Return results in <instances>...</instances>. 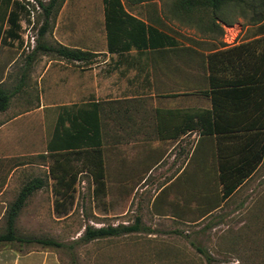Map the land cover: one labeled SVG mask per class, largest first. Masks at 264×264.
Segmentation results:
<instances>
[{"label":"crops","instance_id":"obj_1","mask_svg":"<svg viewBox=\"0 0 264 264\" xmlns=\"http://www.w3.org/2000/svg\"><path fill=\"white\" fill-rule=\"evenodd\" d=\"M212 21L207 31L211 36L198 34L178 41L163 30L176 46L133 48L122 54L107 52L105 36L100 51L78 48L96 55L92 65L39 58L42 54L28 63L34 49L23 48L21 32L20 42L0 44V86L17 89L8 109L0 113V197L28 166H21L26 144L39 143L35 155L48 156L47 145L56 128L64 127L68 138L100 144L105 184L107 189L113 186L118 210L127 200L131 206L135 201L137 211L150 208L154 216L187 222L188 217L210 216L223 208L233 196L222 200L219 168L253 165L264 143L263 89H257L256 97L228 95L235 92L231 83H254L252 68L259 60L250 56L261 50L244 49L238 57H209L263 37L264 11L255 26L243 28L242 18L233 21L238 25L237 41L229 45L212 36L221 34ZM224 22L215 20V25L219 30L229 27ZM15 47L28 53L17 83L9 89L6 78L16 61ZM13 102L16 109L11 108ZM263 164L264 159L258 168ZM37 167L49 173V166ZM48 181H52L49 175ZM0 264L61 262L49 250L21 255L2 247Z\"/></svg>","mask_w":264,"mask_h":264},{"label":"rangeland","instance_id":"obj_2","mask_svg":"<svg viewBox=\"0 0 264 264\" xmlns=\"http://www.w3.org/2000/svg\"><path fill=\"white\" fill-rule=\"evenodd\" d=\"M27 1V0H24ZM38 3V0H32ZM126 11L138 16L145 22L151 21L160 29L172 34L179 40L192 39L200 34L208 36V22L211 14H196L187 18L176 10L178 0H121ZM254 2V0H245ZM211 15V16H210ZM219 16L224 21H237L242 18L241 26H251L252 14L244 5H228ZM202 18V22L199 20ZM43 23L41 10L35 14L31 34L36 37ZM233 23L222 29L221 34H212L218 42L220 38L226 45L236 42ZM250 32L253 29L248 30ZM216 33H220L219 30ZM211 36V35H209ZM220 36V37H219ZM44 41L69 48H84L100 51L105 48V30L102 0H64L59 10L50 20L49 31ZM225 46V45H224ZM16 48V47H15ZM18 48V49H17ZM14 52L15 63L7 73L6 83L12 89L21 75V63L27 57L17 47ZM259 49V47L255 48ZM12 51V50H11ZM58 59L54 56L39 55V58ZM13 58V59H14ZM37 77V74H34ZM16 80H15V79ZM34 79V78H32ZM33 83V82H32ZM11 108L16 109L13 102ZM1 122V119H0ZM39 143H28L21 150V168L6 193L0 197V216L5 208L14 201L20 188L35 177L45 178L47 186L36 191L26 202L16 222L17 235L31 238H51L62 243L76 241L86 226L103 227L107 225H129L139 217L149 233H137L120 238L94 241L73 250L78 264H209L205 256L198 253L201 248L210 257V264H264V164L256 174L224 205L210 216L188 217L187 222H175L169 218L154 216L150 208L137 211L127 200L121 210L115 205V191L109 185L104 197L94 196L91 175L86 170L82 156L66 155L58 160L62 166L77 175L74 202L67 214L54 210V180L47 170L37 166L52 167L54 159L35 155ZM47 174V175H46ZM51 178V182L48 181ZM21 177V178H20ZM167 195V194H166ZM165 198V194L161 196ZM174 205V204H173ZM171 209H175L171 207ZM146 210V211H144ZM122 212L123 215L120 216ZM4 217L0 219V234L4 232ZM17 247V246H15ZM1 249V247H0ZM23 251L42 250L38 245L22 246ZM57 254L62 264H70V256L60 250Z\"/></svg>","mask_w":264,"mask_h":264},{"label":"trees","instance_id":"obj_3","mask_svg":"<svg viewBox=\"0 0 264 264\" xmlns=\"http://www.w3.org/2000/svg\"><path fill=\"white\" fill-rule=\"evenodd\" d=\"M63 1L64 0L37 1L41 10L43 23L38 30L34 50L31 55L28 56V63H30L37 54L54 56L67 62H84V64L87 65L95 63L94 58H96V55L89 51H83L78 48H68L60 44L52 45L44 41V37L49 31L50 20L59 10ZM135 1L142 2L143 0ZM27 4L28 3L24 0H0V44L4 45L7 44V42L10 44V42L18 40L20 42V23L22 19L28 20L29 16V12L26 8ZM102 4L104 9V30L108 53L122 54L133 48L145 50L176 46L174 38L161 30L154 23L151 21L145 22L129 14L121 0H102ZM232 4L237 6L244 5L245 8L249 10L252 14L249 25L255 26L263 19L264 0H254V2H246L245 0H178L175 8L187 18H191L196 14L210 13L212 15H210L211 19L213 20L211 26H216V29L219 30L218 25H215V20L224 22V20L220 18L219 13L224 7ZM199 20L201 22L203 21L202 18H199ZM223 24L225 26H230L233 23L224 22ZM208 27H210L209 22ZM219 31L221 33L222 29ZM262 34H264V32ZM257 47L261 50L260 54H258V56H250L251 60L253 58L259 60V65L255 64L252 68L253 78H251V82L254 83H231V88H233L232 90L235 92H231V94L228 95L239 98L256 97L257 89H260V91L263 89L261 95H263L264 98V36L248 43L234 46L224 52H217L210 55L209 59H216L223 55L238 57L241 55L242 50H255ZM27 68L28 67H26L25 70H27ZM240 87H244L246 90L240 93L234 90ZM16 92L17 89L8 90L0 86V113L8 109ZM67 132V129L64 127L61 129L56 128L55 134L47 145L48 152L51 153L48 157L54 159V167L60 170V174H56L52 167L49 168V174H51L54 180V185L52 187L53 194L57 197L54 200V210L64 215L67 214V211L70 210L74 202L77 175L66 170L58 160L59 158L65 157L66 155L82 156L86 162V170H88L91 175L94 185V196L104 197L107 191L104 161L102 151L99 149L100 144H96L92 140L81 143L79 137L68 138V136H66ZM90 133H92V131H90ZM83 147L90 149H88L89 151H81ZM263 159L264 143L260 147L253 165L219 168L223 201L234 196L238 190L256 174L259 170L258 165L261 164ZM45 186H47L46 180L34 178L27 181L21 187L17 197L9 204L4 214L5 229L4 232L0 234L1 248L10 247L21 255H24L33 252V250L23 251L21 250L22 246L30 247L31 245H38L42 250L51 249L65 252L70 256V264H78L77 257L73 252L77 247L85 246L94 241L150 232L148 228L142 226L140 218H136L134 222L129 225H107L99 228L86 226L81 236L76 239V241L69 244L58 242L51 238H31L17 235L16 222L27 200L36 191L43 189ZM213 210H215V208H212L210 211ZM203 217L206 216L203 215ZM196 250L198 253L204 255L206 261L210 264V257L207 256L201 248L196 247Z\"/></svg>","mask_w":264,"mask_h":264},{"label":"built area","instance_id":"obj_4","mask_svg":"<svg viewBox=\"0 0 264 264\" xmlns=\"http://www.w3.org/2000/svg\"><path fill=\"white\" fill-rule=\"evenodd\" d=\"M28 4L26 6L29 16L28 20L23 19L21 23V36L24 40V49L26 51L33 50L36 45V37L31 34L32 28L34 26L35 14L40 11V7L37 3L32 0L26 1Z\"/></svg>","mask_w":264,"mask_h":264}]
</instances>
